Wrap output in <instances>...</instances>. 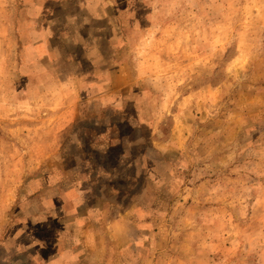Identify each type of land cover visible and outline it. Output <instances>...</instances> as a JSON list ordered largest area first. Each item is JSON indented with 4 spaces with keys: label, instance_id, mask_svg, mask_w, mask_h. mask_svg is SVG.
<instances>
[{
    "label": "rangeland",
    "instance_id": "374dc122",
    "mask_svg": "<svg viewBox=\"0 0 264 264\" xmlns=\"http://www.w3.org/2000/svg\"><path fill=\"white\" fill-rule=\"evenodd\" d=\"M0 264H264V0H0Z\"/></svg>",
    "mask_w": 264,
    "mask_h": 264
}]
</instances>
